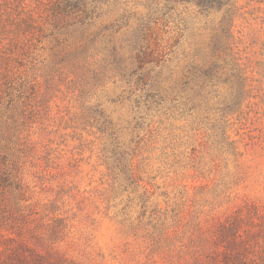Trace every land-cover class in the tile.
<instances>
[{"label":"rangeland","instance_id":"374dc122","mask_svg":"<svg viewBox=\"0 0 264 264\" xmlns=\"http://www.w3.org/2000/svg\"><path fill=\"white\" fill-rule=\"evenodd\" d=\"M67 1L0 0V249L264 264V0Z\"/></svg>","mask_w":264,"mask_h":264},{"label":"trees","instance_id":"16d2710c","mask_svg":"<svg viewBox=\"0 0 264 264\" xmlns=\"http://www.w3.org/2000/svg\"><path fill=\"white\" fill-rule=\"evenodd\" d=\"M74 1V0H73ZM203 2H205L203 0ZM71 7L76 9L77 6L79 7L80 5L78 2H72L70 0L67 1V7ZM143 30V36L146 38L149 34L150 28L144 26ZM144 48H140L139 54H145V51L143 50ZM242 218V217H239ZM230 221V220H229ZM231 226H228L227 231H223V234L221 236L225 240H229V246L232 248V252L228 253L225 256V260H227V264H230L229 261H231V264H246L244 261V258L241 257V253L238 251L237 247V240L235 237H232L235 235L233 232H235L234 228V221L230 222ZM230 236V237H228ZM32 252H29L31 251ZM34 250V251H33ZM27 252H29L27 254ZM7 254L9 260L6 259H0V264H32L30 262H33L34 264H55L54 261L51 259V253H44L40 252L39 250L35 248H31V246L26 242V241H21L17 245L13 247H7L4 249H0V255ZM30 256V257H29Z\"/></svg>","mask_w":264,"mask_h":264}]
</instances>
